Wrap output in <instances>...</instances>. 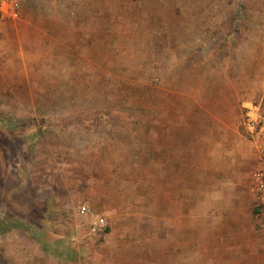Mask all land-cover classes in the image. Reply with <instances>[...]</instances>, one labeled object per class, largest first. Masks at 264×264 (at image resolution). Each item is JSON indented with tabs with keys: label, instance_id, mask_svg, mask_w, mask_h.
<instances>
[{
	"label": "rangeland",
	"instance_id": "1",
	"mask_svg": "<svg viewBox=\"0 0 264 264\" xmlns=\"http://www.w3.org/2000/svg\"><path fill=\"white\" fill-rule=\"evenodd\" d=\"M260 101L264 0H20L0 25V264L16 243L30 264H264L242 126Z\"/></svg>",
	"mask_w": 264,
	"mask_h": 264
},
{
	"label": "built area",
	"instance_id": "2",
	"mask_svg": "<svg viewBox=\"0 0 264 264\" xmlns=\"http://www.w3.org/2000/svg\"><path fill=\"white\" fill-rule=\"evenodd\" d=\"M20 17V0H0V25L15 21ZM242 126L246 135L254 142L258 150V167L252 173L249 191L256 198L259 207L257 231L264 241V103H250L242 112ZM80 214H90V230L102 234L108 225L106 218L98 213H90L86 204L78 206Z\"/></svg>",
	"mask_w": 264,
	"mask_h": 264
},
{
	"label": "crops",
	"instance_id": "3",
	"mask_svg": "<svg viewBox=\"0 0 264 264\" xmlns=\"http://www.w3.org/2000/svg\"><path fill=\"white\" fill-rule=\"evenodd\" d=\"M249 141H251V143H252V140L250 138H249ZM252 145L254 146L253 143H252ZM254 170H253V172H254ZM251 176H252V174H251ZM251 176H250V178H251ZM253 199H254V204H255L256 219H258L259 207L257 205V200H256V198L254 196H253ZM256 229H257V222H256ZM257 233H258V231H257ZM19 240L20 239L15 236V241L19 242ZM16 244L17 245L15 247V264L16 263L17 264H30V262H34L35 249L30 247L29 244H27L25 246H24L23 243H20V244L16 243Z\"/></svg>",
	"mask_w": 264,
	"mask_h": 264
},
{
	"label": "trees",
	"instance_id": "4",
	"mask_svg": "<svg viewBox=\"0 0 264 264\" xmlns=\"http://www.w3.org/2000/svg\"><path fill=\"white\" fill-rule=\"evenodd\" d=\"M43 122H44V121L42 120V124H41L40 127L44 129V128L48 127V126H47L46 124H44ZM36 133H37V132H35V134H36ZM105 231H108V227L105 228Z\"/></svg>",
	"mask_w": 264,
	"mask_h": 264
}]
</instances>
